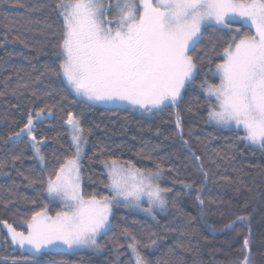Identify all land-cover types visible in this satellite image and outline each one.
Segmentation results:
<instances>
[{"label":"trees","instance_id":"trees-1","mask_svg":"<svg viewBox=\"0 0 264 264\" xmlns=\"http://www.w3.org/2000/svg\"><path fill=\"white\" fill-rule=\"evenodd\" d=\"M66 1L77 0H0V264H136L132 242L146 264H264V143L252 146L243 132L214 125L215 101L205 92L220 83L215 70L235 37L255 30L236 21L205 26L189 51L197 74L180 101L141 113L81 100L67 84ZM154 67L161 80L156 60ZM38 113L51 114L34 129L39 159L29 136L16 138ZM71 118L87 141L83 197L112 195L106 166L118 160L165 171L168 212L156 221L114 203L100 253L24 252L3 225L28 233L36 214L62 209L49 184L76 154Z\"/></svg>","mask_w":264,"mask_h":264},{"label":"rangeland","instance_id":"rangeland-1","mask_svg":"<svg viewBox=\"0 0 264 264\" xmlns=\"http://www.w3.org/2000/svg\"><path fill=\"white\" fill-rule=\"evenodd\" d=\"M62 15L67 25L64 78L74 94L95 105L141 113L155 112L169 103L162 96L155 69L150 75L134 71L131 83L126 82L132 71L127 61L133 58L135 44L145 41L154 48V60L163 72L161 80L177 103L186 86L179 90L180 78L191 72L188 82L197 74L189 51L203 28L209 24L228 27L229 21L251 26L255 35L235 37L215 70L220 83H207L205 92L215 101L214 125L243 132L252 146L264 143V0H114L107 5L103 0H77L66 1ZM50 117V113H38L16 136L30 137L38 159L42 143L34 139V129L37 122ZM67 124L76 154L49 184V195L62 209L55 214L48 210L36 214L28 233L3 225L24 252L100 253L99 240L110 228L114 203L156 221L168 212V193L162 187L165 171H144L118 160L106 166L112 195L89 201L83 197L80 180L86 136L77 119L71 118ZM129 247L136 264H146L135 242Z\"/></svg>","mask_w":264,"mask_h":264},{"label":"flooded vegetation","instance_id":"flooded-vegetation-1","mask_svg":"<svg viewBox=\"0 0 264 264\" xmlns=\"http://www.w3.org/2000/svg\"><path fill=\"white\" fill-rule=\"evenodd\" d=\"M143 39V38H142ZM141 39V40H142ZM139 42V41H138ZM133 58L127 61V65L132 70L127 78L126 82L131 83L130 78L132 79L136 76V73H139V70H142L140 73L144 75H150L152 70H154V57L155 50L151 45H147L145 41L142 43L135 44L133 48ZM131 57V56H130ZM136 71V73L134 72ZM151 71V72H150ZM132 87L136 88V84L132 82ZM131 87V86H130Z\"/></svg>","mask_w":264,"mask_h":264},{"label":"crops","instance_id":"crops-1","mask_svg":"<svg viewBox=\"0 0 264 264\" xmlns=\"http://www.w3.org/2000/svg\"><path fill=\"white\" fill-rule=\"evenodd\" d=\"M192 75L191 72L189 73H186L184 76H182L180 78V81H179V90L181 89V87H183V84L185 86V84H187L188 82L186 81L188 78H190V76ZM153 78H151V81H152ZM161 82V87H162V96L163 97H166L167 98V103H173V96L172 94L168 91V88L165 87V84H163L162 80H160ZM187 82V83H186ZM172 93L174 92L172 89H169ZM175 103V102H174ZM80 182H82V179L80 180ZM102 235V234H101ZM100 235V236H101Z\"/></svg>","mask_w":264,"mask_h":264}]
</instances>
